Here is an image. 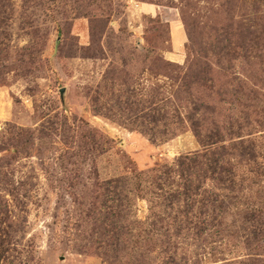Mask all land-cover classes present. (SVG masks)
Here are the masks:
<instances>
[{"label": "rangeland", "instance_id": "rangeland-1", "mask_svg": "<svg viewBox=\"0 0 264 264\" xmlns=\"http://www.w3.org/2000/svg\"><path fill=\"white\" fill-rule=\"evenodd\" d=\"M217 138L242 234L201 250L162 233L167 197L144 173ZM263 161L264 0H0V264H264V221L246 213L264 208ZM157 221L173 256L137 240Z\"/></svg>", "mask_w": 264, "mask_h": 264}, {"label": "trees", "instance_id": "trees-1", "mask_svg": "<svg viewBox=\"0 0 264 264\" xmlns=\"http://www.w3.org/2000/svg\"><path fill=\"white\" fill-rule=\"evenodd\" d=\"M155 115L156 109H153L151 114L146 117V120L144 119V122L148 123V127L151 123H153L152 121L154 120ZM145 135L149 137L147 133ZM149 135L152 139L153 134L149 132ZM217 143H223V140H221V138H217L216 142L208 145L203 144V147L205 149L212 148ZM215 151L217 150L215 149ZM215 151L210 150V153H208L209 156L200 154L198 156H194L193 158L181 159L179 163L175 164L172 169H167L166 172H163L158 168H154L144 173L145 176L152 177L155 181L157 180V182L161 183L158 187L155 185L157 182L155 184L151 183V185H154L152 187L154 190L161 192V194L164 193L167 197V212H169L167 219L172 220L171 225L162 224V227L158 225L161 221L152 223L154 231H151L149 235L152 242H150L147 237L144 239H140V236L138 237L139 239L137 240L142 242V244L147 248L145 251L146 253H153L156 249H160L163 255L165 252L169 254V256H173V252H177L179 249V244L174 243V239L178 236L166 232L169 238L157 237L155 232L160 231L158 226H160L162 233L163 230L165 231L164 228L170 227L172 231H176L181 238L184 233L190 235V238L194 239L193 245L201 250H203L206 245L210 246V249L214 248L215 250L230 245L229 239L227 241L225 235L229 236L233 242L240 238L242 234V227L238 226L235 230L228 228L224 217V204L226 200L224 192L227 191L226 187L228 182L235 184V181L233 179H228L227 181V173L224 169V158L219 152L214 153ZM247 151L250 153L249 150ZM257 165H259L260 168V176L264 177V161ZM231 168V170L234 171V167ZM204 172H206L207 175H204ZM140 174L141 175L139 177L143 179V173ZM229 176H231V174L228 173V178ZM172 177H178L182 182H184L182 186H179L177 189H167L162 183H166V181ZM132 180L133 179L130 177H119L118 179L109 182L108 185L111 188L112 186L114 187L112 192L116 197L119 194L125 196V193L129 194V188ZM208 181L215 182V188L207 189L205 187V183ZM137 189L140 190V186H138ZM159 197H162V195H159ZM114 200L117 201V199ZM252 204L250 202L249 207ZM246 213L250 216L249 219L251 223L254 224L253 228L256 227L259 231V225L257 223L264 221V208L260 209V207H257L256 210L247 211ZM160 217L163 218L164 216ZM167 219L165 220L166 222ZM119 222L120 220L118 223ZM117 224L112 230L114 234H118L119 226ZM147 230L144 232L145 234ZM207 235L208 238L206 239L205 236ZM236 243L242 252V243ZM249 245H252L250 241ZM236 247L237 246H235V248ZM215 253L218 252L215 251ZM255 262L256 261L254 260H250L237 262L235 264H256Z\"/></svg>", "mask_w": 264, "mask_h": 264}, {"label": "water", "instance_id": "water-1", "mask_svg": "<svg viewBox=\"0 0 264 264\" xmlns=\"http://www.w3.org/2000/svg\"><path fill=\"white\" fill-rule=\"evenodd\" d=\"M65 91H66V90L63 89V90L61 91V94L64 95V94H65Z\"/></svg>", "mask_w": 264, "mask_h": 264}]
</instances>
